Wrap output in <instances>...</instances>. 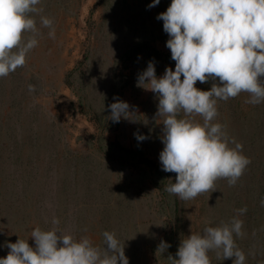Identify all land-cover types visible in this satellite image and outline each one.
Returning <instances> with one entry per match:
<instances>
[{
    "label": "rangeland",
    "instance_id": "1",
    "mask_svg": "<svg viewBox=\"0 0 264 264\" xmlns=\"http://www.w3.org/2000/svg\"><path fill=\"white\" fill-rule=\"evenodd\" d=\"M171 2L148 8L152 0H42L55 39L41 29L25 66L0 78V258L10 251L7 242L28 239L34 247L31 231L50 229L56 217L66 233L97 246H104V231L114 232L129 264H170L183 237L230 221L246 206L245 236L236 242L245 264H264V134L252 141L246 119L236 117L244 93L218 100L214 121L251 160L236 185L218 179L215 191L187 202L164 191L177 174L162 170L158 99L137 79L149 61L157 77L175 70L157 19ZM214 82L196 87L207 91ZM117 99L139 120L114 123L109 105ZM162 240L171 247L156 255ZM209 255L211 264H233Z\"/></svg>",
    "mask_w": 264,
    "mask_h": 264
},
{
    "label": "clouds",
    "instance_id": "2",
    "mask_svg": "<svg viewBox=\"0 0 264 264\" xmlns=\"http://www.w3.org/2000/svg\"><path fill=\"white\" fill-rule=\"evenodd\" d=\"M159 3L152 0L148 8ZM41 4L42 0H0V78L25 66L29 53L38 46L41 29H49L48 36L55 39L54 20L42 14ZM157 19L163 21L169 36L166 47L175 70L167 67L157 77L155 63L149 61L138 74L137 87L155 93L158 99L153 119L163 125L160 163L163 171L177 174L164 191L187 202L215 191L218 179L235 186L251 163L243 154V144L228 136L225 125L214 121L219 115L218 100L247 93L245 103H264V0H172ZM210 80L218 83L207 91L196 87L197 81ZM28 89L35 91V86ZM109 109L114 123L122 118L139 120L126 101L117 99ZM137 139L147 137L137 134ZM246 212L244 206L230 221L183 237L175 257H167L170 264H211V252L222 260L234 258L233 264H245V252L236 238L245 236L240 216ZM51 223L48 230L35 227L31 231L34 247L28 239L7 242L10 251L0 264H129L125 244L114 232L102 233L101 247L88 236L77 239L66 233L56 217ZM170 247L162 240L156 255Z\"/></svg>",
    "mask_w": 264,
    "mask_h": 264
},
{
    "label": "trees",
    "instance_id": "3",
    "mask_svg": "<svg viewBox=\"0 0 264 264\" xmlns=\"http://www.w3.org/2000/svg\"><path fill=\"white\" fill-rule=\"evenodd\" d=\"M243 101H239V107L240 111L236 114L238 116V119H246V123L248 124L249 128L251 129V136L252 141L261 142V135L264 134V114H263V103L258 105H251L248 103H245V101L248 99V94L244 93L243 96H241ZM241 97L239 100H241Z\"/></svg>",
    "mask_w": 264,
    "mask_h": 264
}]
</instances>
